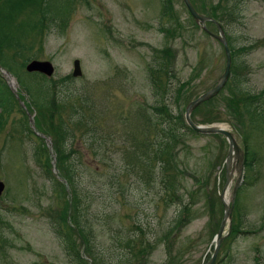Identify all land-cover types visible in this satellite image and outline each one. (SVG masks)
<instances>
[{"label": "rangeland", "instance_id": "1", "mask_svg": "<svg viewBox=\"0 0 264 264\" xmlns=\"http://www.w3.org/2000/svg\"><path fill=\"white\" fill-rule=\"evenodd\" d=\"M60 1L66 6L62 17L47 20L45 29L27 23L19 36L27 47L21 49V56H12L11 49L6 55L20 72L31 60L49 62L53 72L45 78L46 84L57 97L67 99L60 103V118L71 126L72 116L79 117L81 124L73 129L76 139L68 145L81 197L79 221L88 230L91 253L73 234L67 184L63 183L62 193L51 181L62 172L52 170V159L57 167L53 144V158L40 148L39 136L48 135H41L37 112L30 118L32 129L28 116L19 110L23 105L33 114L32 101L13 72L9 78L1 73L2 83L15 88L21 100L13 103L0 127V264H68L53 230L57 224L70 228L73 247L87 264H92L91 257L97 264H204L222 217L219 195L226 142L215 134H191L180 119H172L169 123L179 137L161 149L163 140L171 137L156 135L164 129L154 120L151 107L161 100L167 114L180 113L184 121L186 101L212 87L222 73L221 44L194 23L182 0H169L166 14L162 0ZM190 2L203 15L211 10L223 13L224 33L233 47L251 44L247 53L236 55L246 62L244 79L234 82L229 75L209 104L200 103L191 113L194 122L234 132L240 146L246 136L257 157L252 170L243 169L236 208L230 210L229 226L225 222L212 264H264V116L250 123L247 111L227 107L230 93L237 98L261 89L259 95L263 93L264 0ZM233 6L240 15L229 21ZM205 27L216 33L213 23ZM160 51L173 74L158 76L165 84L162 99L153 95L147 75L153 66L150 61ZM74 58L81 71L77 77L70 75ZM182 81L188 88L184 97L174 92ZM56 116L51 118L55 122ZM88 123L94 134L91 143L82 138ZM234 179L233 173L226 197ZM64 209L63 222L59 218ZM178 212L181 221L173 222ZM235 223L238 231L232 232Z\"/></svg>", "mask_w": 264, "mask_h": 264}, {"label": "trees", "instance_id": "2", "mask_svg": "<svg viewBox=\"0 0 264 264\" xmlns=\"http://www.w3.org/2000/svg\"><path fill=\"white\" fill-rule=\"evenodd\" d=\"M68 1V0H67ZM169 0H162V6L163 10L162 13L166 14L169 13V8L167 7V3ZM66 6H63L61 4L60 0H0V65L4 68H6L8 71L13 72V75H15L16 80L20 87L27 93L29 98L33 101V105L35 108V113L37 112V126L39 127V130L46 135H48L51 139L52 146L54 149V153L57 156L56 158V164H57V171L58 173H61L59 176L63 177L62 179L65 180V183L68 186V193L70 197V210L72 213L71 219L73 221L75 230H73V234H76L80 238V242H82L86 249V252L90 255L91 249L87 247V237L88 236V230L85 228L84 223L79 221V215L81 214L82 206L81 203H79V199L81 198L78 194V191L75 186V180L73 178V167L72 163L70 161V157L72 154V148H69L68 144L73 143L75 138V135L73 133V129L75 126L81 124L79 123V117L76 118V116H72L73 119H71V126H69L65 121H63L58 113V110L62 106L60 103H64L65 96L58 97L55 95V91L51 89V86L46 84L45 77L38 75L36 73H25L24 71H19L20 69L14 65L11 61L8 60L6 52L11 49L12 56H18L21 52V49H25L27 45H25L22 41H20L19 36L23 33L22 28L25 27V25H29L27 23L30 22L31 26L33 28H46L45 22L47 20H55L58 18H61L63 15V12L65 10ZM39 13V14H38ZM37 14L39 18H34L33 20L29 19V16H35ZM222 14H216L214 11H212L211 16L216 18L217 20L224 21V17H222ZM228 20L230 19L233 21L236 17H238V9L237 7L233 6L230 9V12L228 13ZM30 20V21H29ZM60 20V19H59ZM227 21V22H229ZM164 32L168 33V29H164ZM167 35V34H166ZM230 48L232 50V56H231V70H230V78L233 79L234 82H238L239 80L243 79L244 72L246 69V62L243 58L236 56L238 53H247L249 48H251V44L247 45H241L238 47H233L230 45ZM160 54L154 55V58L152 59L153 66L148 68V78L149 82L152 85V92L153 95H159L160 99L163 98V93L165 89V84H161L158 76L160 73H169V70H171L169 67V63L165 61L163 58V55L161 51ZM236 54V55H235ZM235 55V57H234ZM21 56V55H19ZM242 56V55H241ZM11 60V59H10ZM24 60V58H23ZM173 75V74H171ZM64 79H69V77H63ZM157 82V83H155ZM158 84V87H155V85ZM53 86V85H52ZM176 90V95L179 94L184 97L187 95L188 88H187V82H179V84L174 88V92ZM262 92V89L253 94V93H244V95H241L240 98H237L234 96L233 93L229 94L227 102L229 104L227 105L228 108H230L231 111L233 109L238 110V112L241 109H244L248 112V118L250 120V123H252L257 118H262L264 116V101L263 100V93L259 95ZM173 92L171 91V95ZM67 100V99H65ZM211 101L209 99L205 103H208ZM16 100L11 95L7 89V87L2 83V79L0 78V127L5 121V117L7 116L8 112L11 110L13 103L15 104ZM155 106H152L151 109L153 110L155 116L154 120L157 121L158 125L161 126L162 129H159L161 133L156 134L158 137L162 138H169L171 139L169 141L163 140V144H161V149L169 146V142L171 140H176L179 137V132L177 133L176 130L173 129L174 124L169 123L172 119H180V123L184 124L180 113L177 114H167L168 110L165 109V104H163L160 101ZM54 106L56 107L54 109ZM232 107V108H231ZM37 109V111H36ZM22 113V111L20 110ZM23 114V113H22ZM57 114L56 116V122L54 121L53 115ZM76 115V112L74 113ZM49 118L48 121H45V118ZM237 120L236 117L233 116ZM254 119V120H252ZM74 120V121H73ZM200 122V121H199ZM45 124L49 125L52 130L48 131L46 129ZM165 126V127H164ZM186 131L190 132L191 134H195L192 130H190L185 124ZM234 126V125H233ZM91 125H89L85 128L84 133L82 135V138L85 139L88 143H91L94 140V134L91 130ZM168 132H167V131ZM165 133L170 134L169 136L165 135ZM183 131H181V134ZM244 141L247 140L246 136H243ZM61 143V148L59 147ZM62 143L63 146L62 147ZM67 145V146H66ZM67 147V148H66ZM41 149H44L40 146ZM39 148V149H40ZM43 152V150H42ZM73 159V158H72ZM254 160V154L250 152V150L247 148L245 149V168L248 170L250 167H252V162ZM52 182L56 183L61 190L62 193H65V190H63V183L61 184L57 179L52 178ZM64 203L67 204V202L64 200ZM183 205L182 207H184ZM65 212H62L60 215L62 221L65 218L67 209H64ZM63 211V210H62ZM181 211H185L181 210ZM182 213L178 212L176 218L173 222L181 221V215ZM212 214V211L211 213ZM64 222V221H63ZM63 225V224H62ZM174 226V225H173ZM172 226V228H173ZM176 226V225H175ZM53 230L56 232V235L58 236L61 244L62 249L64 250V253L68 259V264H87L84 258L80 255L78 249H75L73 247V239H70V228L60 224H57L55 227H53ZM232 232L238 231V225L235 223V225H232ZM87 231V232H86ZM85 232V233H84ZM90 249V250H89ZM91 263L97 264L95 260H92L91 257Z\"/></svg>", "mask_w": 264, "mask_h": 264}, {"label": "water", "instance_id": "3", "mask_svg": "<svg viewBox=\"0 0 264 264\" xmlns=\"http://www.w3.org/2000/svg\"><path fill=\"white\" fill-rule=\"evenodd\" d=\"M182 1L184 3L188 13L190 14V16L192 17V19L194 20V22L196 24H200L202 27H204L205 21H212L211 18L197 13L193 9V7L191 6V4L189 3L188 0H182ZM214 23L216 25L217 34H211V36L214 37L215 39H217L223 47L224 54H225V64H224L223 71L219 75V77L217 78L216 84L214 85V87H212L211 89L202 93L197 98L189 101L186 104L185 110H184L185 122L193 131H195L197 133H203V134H210V133L221 134L226 139V142L228 145L227 154L225 157V182H224V186L222 188V193L219 195V200H220L222 207H223V214L221 217L219 228L217 229L215 236H214L215 242H214V248H213L212 254H211L209 260L206 261L204 264H212L213 259H214V255H215L216 250H217L218 243L221 239V232L224 228V224L226 221L230 220V210H231L233 198L235 195V190H236V187H237L239 180H240L241 167H242L241 166L242 153H241L238 145L236 144L234 135L231 132H229L225 129H222L220 127H216V126L197 125V124L193 123L191 121V119L189 118V113H190L191 109L194 106H196L197 104H199L201 101H203V100L209 98L210 96H212L213 94H215L219 90V88L222 86V84H223V82L226 79L227 74H228L229 63H230L229 51H228L226 41H225V38H224V35L221 31L220 26L216 22H214ZM25 70L26 71H38L40 73L45 74L46 76H49L52 72V67H51L50 63L47 61L31 60L25 65ZM71 74L73 76H77L80 74L79 67L77 65V61L73 62V70H72ZM232 172L235 174V180H234V183L232 185L230 195L225 200L223 197V193H224V190L228 187V184L230 183ZM1 188H2V184L0 183V190H1Z\"/></svg>", "mask_w": 264, "mask_h": 264}]
</instances>
